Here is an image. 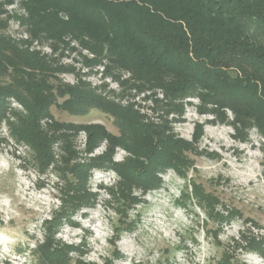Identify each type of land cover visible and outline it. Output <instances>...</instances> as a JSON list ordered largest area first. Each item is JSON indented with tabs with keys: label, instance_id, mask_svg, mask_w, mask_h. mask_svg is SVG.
<instances>
[{
	"label": "trees",
	"instance_id": "1",
	"mask_svg": "<svg viewBox=\"0 0 264 264\" xmlns=\"http://www.w3.org/2000/svg\"><path fill=\"white\" fill-rule=\"evenodd\" d=\"M28 10L26 23L34 37H86V47L98 56L106 53L103 57L110 59L115 69L130 71L139 87L163 89L167 107L180 116L184 114L182 101L197 95L200 113H211L218 121L230 124L243 140L253 128L264 137V0H30ZM62 70L0 36V122L6 115V99L16 97L27 115L12 124V134L31 147L33 163L42 173L53 162L51 145L58 138L40 126L43 118H53L52 106L70 115L86 116L92 111L110 115L120 132L114 135L99 124L54 122L53 128L63 131L59 138L66 152L58 167L64 197L60 210L45 222L44 242L33 251L37 264H71L73 251L85 254L81 249L84 244L64 245L55 237L66 222L78 225L72 221L78 210L95 205L97 194L87 188L93 168H112L120 175L117 192L108 190L118 199L123 228L132 230L129 210L141 201L133 196V188L144 192L159 188L162 182L158 173L167 168L186 179L192 166L186 152L196 149L168 132L167 125L145 124L132 109L106 102L85 84H53L51 79ZM59 99L63 101L59 103ZM82 129L88 134L89 150L103 139L110 142L108 152L87 165L72 163L76 155L74 134ZM202 136L203 127L196 125L195 142ZM117 146L134 157L122 164L113 163ZM192 184V194L184 191L180 203L191 204L195 195L209 216L221 223L238 213L224 216L216 212L219 199L205 193L201 185ZM116 231L115 240L120 228ZM213 233L217 239L218 231ZM240 247L264 258V241L247 240L245 246L237 242ZM119 255L116 252L115 259ZM234 259L233 253L225 251L218 264H246ZM105 264H112V260Z\"/></svg>",
	"mask_w": 264,
	"mask_h": 264
},
{
	"label": "rangeland",
	"instance_id": "2",
	"mask_svg": "<svg viewBox=\"0 0 264 264\" xmlns=\"http://www.w3.org/2000/svg\"><path fill=\"white\" fill-rule=\"evenodd\" d=\"M29 3L30 0H0V36L44 58L52 67L64 69L55 73L53 84H85L106 102L132 109L143 123L167 125L168 132L196 148L186 152L192 161L186 179L175 169L167 168L158 173L162 182L159 188L148 192L133 188V196L141 201L129 210L128 222H134L132 230L123 228L118 199L108 190L117 192L120 175L112 168H93L87 188L97 194L95 205L78 210L72 216L78 225L66 222L55 237L64 245L84 244L81 249L85 254L73 251L71 264H105L108 259L112 264H218L225 251L233 253L239 262L264 264L259 253L237 248V242L245 246L247 240L264 241V137L257 129L249 131L248 139L243 140L230 124L218 121L211 113H200L201 100L197 95L182 101L184 114L180 116L167 107L169 101L163 89L139 87L130 71L115 69L110 59L102 60L106 53L98 56L86 47V37H34L26 23ZM61 16L67 20L66 15ZM109 74L111 80L102 81V76L104 79ZM62 101L59 99V103ZM51 114L53 118H43L40 126L58 138L51 145L53 162L42 173L33 163L31 147L18 142L12 134V124L17 123L19 116H26L27 110L16 97L6 99V115L0 122V264H37L33 251L44 242L45 222L62 206L64 180L58 167L66 152L64 141L59 138L63 131L55 130L54 122L99 124L114 135L120 134L115 118L99 111L86 116L70 115L54 105ZM227 114L233 120L232 113ZM196 125L203 127V136L197 143ZM88 142L86 130L74 134L73 164L87 165L109 150L108 139L101 140L92 150ZM133 157L130 151L117 146L112 160L122 164ZM168 169L176 172L170 179L162 175ZM96 170L109 172L112 180L94 178ZM192 182L219 199L216 212L224 216L232 211L238 213L231 221L221 223L209 216L195 195L191 204L183 200L187 203L184 206L179 201L184 191L192 192ZM118 228L119 238L115 240ZM213 231H218L217 239ZM116 252L123 258L115 259Z\"/></svg>",
	"mask_w": 264,
	"mask_h": 264
},
{
	"label": "built area",
	"instance_id": "3",
	"mask_svg": "<svg viewBox=\"0 0 264 264\" xmlns=\"http://www.w3.org/2000/svg\"><path fill=\"white\" fill-rule=\"evenodd\" d=\"M86 50H88V49H86ZM88 51H90V50H88ZM91 52V51H90ZM108 58H103L102 60H104V61H106ZM89 67H92V66H89ZM101 67H104V66H101ZM105 80H111V74H109V76H107V77H104V79H103V76H102V81H105ZM105 144V143H104ZM99 149V148H98ZM97 149V150H98ZM51 169H52V167H51ZM175 171L173 170V169H168L166 172H164L162 175L164 176V178H172V177H174V175H175ZM93 177L95 178V177H97V178H99L100 180H103V179H106V180H112V176H110V174H109V172H103V171H94V173H93ZM101 183L100 184H98L97 185V190H100V187H101Z\"/></svg>",
	"mask_w": 264,
	"mask_h": 264
},
{
	"label": "bare ground",
	"instance_id": "4",
	"mask_svg": "<svg viewBox=\"0 0 264 264\" xmlns=\"http://www.w3.org/2000/svg\"><path fill=\"white\" fill-rule=\"evenodd\" d=\"M213 135V134H212ZM96 222V220L94 219L93 221H91V223L92 224H94ZM99 232H100V230H99ZM129 255V254H128ZM131 255V254H130ZM123 258V255L120 253V255H119V258H118V260H120V259H122Z\"/></svg>",
	"mask_w": 264,
	"mask_h": 264
}]
</instances>
